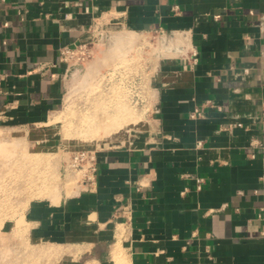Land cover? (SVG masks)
Listing matches in <instances>:
<instances>
[{
  "label": "crops",
  "instance_id": "crops-1",
  "mask_svg": "<svg viewBox=\"0 0 264 264\" xmlns=\"http://www.w3.org/2000/svg\"><path fill=\"white\" fill-rule=\"evenodd\" d=\"M94 21L164 37L151 119L95 154L91 185L29 204L36 237L78 264H264V0H0V125L59 111V50ZM183 37L195 62L174 51Z\"/></svg>",
  "mask_w": 264,
  "mask_h": 264
},
{
  "label": "rangeland",
  "instance_id": "rangeland-1",
  "mask_svg": "<svg viewBox=\"0 0 264 264\" xmlns=\"http://www.w3.org/2000/svg\"><path fill=\"white\" fill-rule=\"evenodd\" d=\"M139 35L130 48L134 51L132 60H118L126 55L118 59L105 56L103 60L99 55L100 70L86 82L80 83L83 68L67 75L64 105L46 125H30L19 129L21 132L8 131L0 125V264H78L67 258L73 256L68 247L36 237V227L27 219L25 210L34 201L56 202L63 187L69 193L77 186L81 172L68 167L77 152L97 154L139 139L151 119L150 110H144L152 105V100L144 86L141 90L147 102H136V89L128 84V79L138 75L139 58L144 56L148 64L152 62L158 40L155 35ZM109 45L108 54L115 44L112 41ZM122 106L130 115L121 114L120 119L125 121L115 123L113 129L117 130L110 133L109 140H97L95 131L92 136L93 131H88L92 125ZM91 121L95 122L90 124Z\"/></svg>",
  "mask_w": 264,
  "mask_h": 264
},
{
  "label": "built area",
  "instance_id": "built-area-1",
  "mask_svg": "<svg viewBox=\"0 0 264 264\" xmlns=\"http://www.w3.org/2000/svg\"><path fill=\"white\" fill-rule=\"evenodd\" d=\"M127 29L122 27H111L108 28L103 24L101 21H94L90 25L85 28L84 34L86 35L83 39H78L71 44L65 45L59 50V61L64 65L65 67V77L67 75H70L72 72L79 71L82 68H84L87 65V62L89 61H95L96 59H100L99 55L103 56L101 58H104L105 56L114 55L113 53L108 54V50L110 48V43L114 40V37L117 34H120ZM136 33V32H135ZM179 35H186V34H179ZM155 36L158 37L157 40V46L155 48V51L152 53L153 60L148 64V59L143 56V58H139V73L137 76L130 77L128 80V84L131 85V87H134L136 92H134V97H136L137 100H140L141 102H147V97L142 95L141 88L144 86L146 87V76L151 71V66L153 65V62L156 61L159 56H161L165 52V43L163 45V41L161 36L159 34H155ZM174 40V39H173ZM168 41H171L168 39ZM172 43H168L167 46L171 47ZM142 48V47H141ZM133 49V48H132ZM130 49L126 56L122 59H118L119 61H126L128 58L129 60H132L131 53H134ZM174 51L178 52L179 55L183 56L184 58H189L192 60V62L196 61V53L188 51V48L182 47V46H174ZM144 53V51H143ZM145 55V54H144ZM188 56V57H187ZM111 57V56H110ZM147 60V61H146ZM121 63V62H120ZM125 81V78L123 79ZM139 87V88H138ZM132 93V92H131ZM151 107V106H150ZM150 107H146L144 112L150 110ZM201 114V110L199 108H195L191 113L190 117L194 118ZM201 142L197 143V146H200ZM257 145L264 149V109L261 111L260 115V137L257 141ZM72 162H70L68 167H72L77 169L79 172H81V180H79L78 183H80L83 186L91 185L94 182L95 178V172H96V156L94 153H88V152H77L72 157ZM197 187H200L201 180H196Z\"/></svg>",
  "mask_w": 264,
  "mask_h": 264
},
{
  "label": "bare ground",
  "instance_id": "bare-ground-1",
  "mask_svg": "<svg viewBox=\"0 0 264 264\" xmlns=\"http://www.w3.org/2000/svg\"><path fill=\"white\" fill-rule=\"evenodd\" d=\"M121 35L120 36H118L119 34H117L115 37H114V40H113V44H115L114 46H113V50H112V53L114 54V57H117V58H122L123 56H125L126 55V53L130 50V48L132 47V45L138 40V38L140 37V35H139V33H135L134 31H132V30H126V31H124L123 33H120ZM167 37V36H166ZM162 38V37H161ZM169 38V37H168ZM163 39H164V37H163ZM163 39H162V41H163ZM167 39V38H166ZM168 40V39H167ZM171 40H173L172 38H171ZM164 42V41H163ZM170 42V41H169ZM168 41H167V44L169 43ZM182 42H183V46L182 47H187V41H186V39L183 37V39H182ZM166 44V45H167ZM164 45V44H163ZM173 46V45H172ZM174 46H175V44H174ZM176 46H180V45H178V44H176ZM166 47H168V46H166ZM173 50V49H172ZM169 52H171V51H169ZM164 54H165V52H164ZM168 54V53H167ZM168 56H169V54H168ZM111 58V57H110ZM103 59V58H102ZM104 60V59H103ZM99 59H96V61L95 62H92V63H90V64H87L84 68H83V73H82V78L80 79V83H84V82H86L87 81V79L89 78V76L91 75V74H93V73H95V74H97L98 72H99ZM123 108V106L120 108V109H122ZM119 109V108H118ZM122 110H120L119 112H117V110H116V112L117 113H115V114H110V116H107L106 117V115L104 116V118L101 120L100 118V120L101 121H99L97 124L96 123H94L93 121H91L90 122V124H92V123H94V125H96V127H97V129H96V127L94 126V125H92V127L93 128H91L90 130H88V131H93L92 132V136H94L95 134H94V131H95V133H97L96 135H95V137H97L96 139L97 140H101V139H103V141H107V140H109L108 138H109V136H110V133L113 131V130H117V129H113V127H115V123L117 122V121H119V120H121L120 119V117H123V115L121 116V114L123 113V112H121ZM107 115H108V113H107ZM112 116V117H111ZM86 118V117H85ZM106 118H108V119H106ZM110 118H111V120H110ZM114 119V121H113V119ZM98 119V118H97ZM85 121V120H84ZM97 121V120H96ZM113 121V122H112ZM122 121L123 120H121V124H123L122 123ZM125 121V120H124ZM123 121V122H124ZM127 122V121H126ZM125 124V123H124ZM123 131V130H122ZM87 133V132H86ZM91 133V132H90ZM6 135H8V133L6 134ZM7 137H9V136H7ZM7 137H6V139H7ZM4 138V137H3ZM5 139V140H6ZM1 140V139H0ZM3 140V139H2ZM15 140V139H14ZM14 140H12V141H14ZM15 142V141H14ZM121 143V142H120ZM3 146H6V144H4ZM9 147H10V145H9ZM54 195V194H53ZM53 198V197H52Z\"/></svg>",
  "mask_w": 264,
  "mask_h": 264
}]
</instances>
